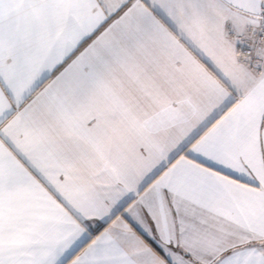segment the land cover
<instances>
[{
	"label": "snow or ice",
	"instance_id": "obj_1",
	"mask_svg": "<svg viewBox=\"0 0 264 264\" xmlns=\"http://www.w3.org/2000/svg\"><path fill=\"white\" fill-rule=\"evenodd\" d=\"M0 264H264V0H0Z\"/></svg>",
	"mask_w": 264,
	"mask_h": 264
}]
</instances>
